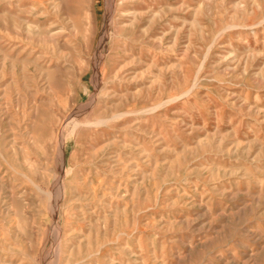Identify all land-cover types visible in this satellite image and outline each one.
Instances as JSON below:
<instances>
[{
    "label": "rangeland",
    "instance_id": "374dc122",
    "mask_svg": "<svg viewBox=\"0 0 264 264\" xmlns=\"http://www.w3.org/2000/svg\"><path fill=\"white\" fill-rule=\"evenodd\" d=\"M0 264H264V0H0Z\"/></svg>",
    "mask_w": 264,
    "mask_h": 264
},
{
    "label": "bare ground",
    "instance_id": "6f19581e",
    "mask_svg": "<svg viewBox=\"0 0 264 264\" xmlns=\"http://www.w3.org/2000/svg\"><path fill=\"white\" fill-rule=\"evenodd\" d=\"M38 1V0H37ZM33 2V1H32Z\"/></svg>",
    "mask_w": 264,
    "mask_h": 264
}]
</instances>
